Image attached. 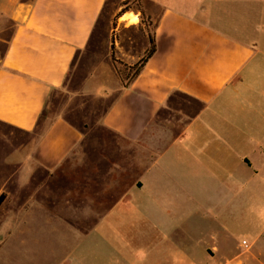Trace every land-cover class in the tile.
<instances>
[{"label": "crops", "instance_id": "crops-1", "mask_svg": "<svg viewBox=\"0 0 264 264\" xmlns=\"http://www.w3.org/2000/svg\"><path fill=\"white\" fill-rule=\"evenodd\" d=\"M106 2L0 0V16L15 23L0 57L1 123L40 128L48 97L72 86ZM140 13L130 23L123 13L110 30L121 32V63L108 53L80 70L78 93L110 99L97 124L106 140L85 145L82 127L59 114L27 160L71 187L79 180L80 205L95 217L88 224L134 225L141 248L100 249L97 259L228 264L241 236L245 262L264 264V0H144ZM149 35L154 52L122 85L117 69L140 60Z\"/></svg>", "mask_w": 264, "mask_h": 264}, {"label": "rangeland", "instance_id": "rangeland-1", "mask_svg": "<svg viewBox=\"0 0 264 264\" xmlns=\"http://www.w3.org/2000/svg\"><path fill=\"white\" fill-rule=\"evenodd\" d=\"M139 7L143 11L144 0H107L104 16H101L92 44L83 56L85 60H81L83 64L77 65L79 70L77 76L74 74L72 78V86L55 91L48 97L40 128L36 129V132L26 133L0 122V195L3 194L0 198V264H68L63 253L69 250H77L78 254L83 252L86 259L83 264H113L112 259L119 258L108 255L97 259V251L106 250L104 254H111V251L116 249L141 248L137 246L134 225L114 224V218H109L104 223H87L95 217L89 215L86 218V208L80 205L79 180L75 185L71 184V187L63 176L49 177L44 170L27 160V153L37 136L44 126L59 114L65 115L71 122L82 127L86 132L85 145L97 146L102 140H106V134L100 131L97 124L110 99L78 93L77 84L82 75L80 70L83 69L84 74L87 68L90 69L94 62L108 53H111V58L113 56L117 60L113 54V42L119 39L121 32L110 30L115 27L118 15L124 10L129 14L124 15L121 20L126 19L125 22L128 23L135 21L134 13L140 12ZM141 14L139 17L143 18ZM121 25L120 23L119 27ZM14 27V21L0 16V57ZM129 31L126 28L125 34L136 35L133 30ZM117 61L115 66L121 63ZM121 65L119 70L124 82H127L131 79L133 70L128 69L131 65ZM110 142L111 140L108 143ZM77 151L81 152V149L78 148ZM76 163L79 165V162ZM217 200L215 197L208 202ZM222 210L225 211V208ZM126 214L128 216V213ZM126 218L129 216L122 217L121 220ZM242 238L240 236L233 239L229 257L231 260L228 264H248L245 262V253L250 247V242ZM53 252L63 255H50ZM94 256L97 261L88 263L87 260L91 261ZM126 258H120L119 264H134V257ZM148 258L153 260L156 256ZM247 258L249 264H255V257ZM154 264H165V261H154Z\"/></svg>", "mask_w": 264, "mask_h": 264}, {"label": "trees", "instance_id": "trees-1", "mask_svg": "<svg viewBox=\"0 0 264 264\" xmlns=\"http://www.w3.org/2000/svg\"><path fill=\"white\" fill-rule=\"evenodd\" d=\"M138 9H139L140 12L143 14V11H142L141 7H139ZM123 12H125V10L122 11V13H123ZM122 13H120L118 16H121ZM148 41H149V46H148V48H147L145 54L140 58V60H139L137 63H135V64L129 66V68H128L129 70H133V73H132L131 78H133L134 76H136V75L139 73L140 69L142 68V66H143L144 63L146 62L147 58L150 57L151 54H152V53L154 52V50H155V41H154L153 36L149 35V36H148ZM111 60H112V62H113L114 64L118 62L117 60H115V59L113 58V56H112ZM117 73H118V76L120 77V80H121L122 85H125L129 80L125 83V82H124V79H123V76H122V74H121V71H120L119 69H117ZM2 196H3V194L0 195V198H1Z\"/></svg>", "mask_w": 264, "mask_h": 264}]
</instances>
